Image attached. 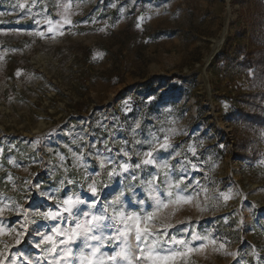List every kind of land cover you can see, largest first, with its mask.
<instances>
[{
    "label": "rangeland",
    "instance_id": "rangeland-1",
    "mask_svg": "<svg viewBox=\"0 0 264 264\" xmlns=\"http://www.w3.org/2000/svg\"><path fill=\"white\" fill-rule=\"evenodd\" d=\"M262 40L264 0H0L4 264H81L94 248L113 264L125 240L137 264L134 232L110 238L121 214L153 212L161 255L194 249L170 264H264V125L238 117L243 98L264 92V73L240 66ZM68 196L84 203L62 212ZM48 211L61 215H38ZM85 214L111 226L71 242L53 231Z\"/></svg>",
    "mask_w": 264,
    "mask_h": 264
},
{
    "label": "snow or ice",
    "instance_id": "snow-or-ice-1",
    "mask_svg": "<svg viewBox=\"0 0 264 264\" xmlns=\"http://www.w3.org/2000/svg\"><path fill=\"white\" fill-rule=\"evenodd\" d=\"M19 7L24 8L25 5L20 4ZM66 22L70 23V21H66ZM137 26L139 27V25ZM41 35H43V33H41ZM170 146L171 145L169 144L167 137L164 138L163 143L158 144L159 149H166ZM155 150L156 149L154 148L153 151ZM125 155H127V153H125ZM152 155H153L152 152L145 153L146 159H144L142 163L145 165L154 163L153 159L151 158ZM140 166H141L140 164H137L135 167L139 168ZM120 169L121 171H128L129 164L127 163L121 164ZM114 174H117L115 168H113L112 171L109 172V176H112ZM181 183H183L182 180L170 187H175L179 189ZM152 187H153V182L150 181L149 188L152 189ZM89 188L93 194L97 193L95 182L89 185ZM180 191H183V189H180ZM171 197H172V192L169 191L168 193L169 203L173 202L171 200ZM225 198L227 199V197ZM174 202L177 205L181 203H189L190 198L177 195V198ZM82 203H84V201H82L78 197L74 199L72 196H68L62 202V212L72 213L73 209ZM161 206L164 208H167L168 203H163L162 201L158 199L157 208ZM3 210H4L3 208H0V212H2ZM38 215L43 216L45 219H54L57 216L61 215V213L48 211V212L38 213ZM155 217H156L155 212L149 213L143 217L136 213H133L128 216H124L123 214H121L120 220L122 223L125 224L124 231L122 232L118 231L117 234L114 237H111L110 239L119 241L121 240V237H126L128 234L134 232L136 245L140 252V256L135 258L137 261V264H139V260L141 259H146L147 261L150 262V264H170V262L174 261L176 257L186 256L194 250L192 248H187L186 252H180V251H172L171 249H169L168 250L169 254L161 255L164 249L161 246V242L159 241V239H156V237H158L159 235V230L154 229L152 227V222L155 219ZM109 219L111 218L108 217L106 214L91 215L90 218L88 217V214H85L84 222L82 224L78 223L74 229L70 230V233L60 232L57 229H54L53 231L57 232L58 235H62V236L66 235L68 242L73 241L75 238L81 235H85L86 240L87 239H98V237H96L95 235L88 236L87 234L93 233L94 231H97V230L102 231L104 228L110 227L111 225H108L105 223V221ZM169 227H173V225H170V224L166 225V228H169ZM21 236H22L21 233H17V239H16L17 244L20 243ZM46 239L51 241L53 237L49 236V237H46ZM150 239L152 240V243L149 245L147 242ZM168 242L172 244H180L181 246H184L186 244V242L183 240H180V241L171 240ZM61 243H64V241H61ZM141 245H145V246L141 247ZM37 247H39V245H37ZM118 247H119V251H116L114 255L109 256L107 259L113 262V264H133V258H131L129 255L130 246L128 245L127 240L124 241L123 246L118 245ZM98 251H99L98 248H94L92 250V258L84 257L83 260L81 261V264H104L102 260L98 261L94 259ZM66 255H71V251L69 250V252L66 253ZM0 256H3V253H0ZM0 264H4V259H0Z\"/></svg>",
    "mask_w": 264,
    "mask_h": 264
},
{
    "label": "trees",
    "instance_id": "trees-1",
    "mask_svg": "<svg viewBox=\"0 0 264 264\" xmlns=\"http://www.w3.org/2000/svg\"><path fill=\"white\" fill-rule=\"evenodd\" d=\"M256 41V38H255ZM259 42L255 49H244L240 66L249 71L252 69L257 77L264 73V45ZM262 43V45H261ZM249 75V74H248ZM264 75V74H263ZM246 95H244L245 97ZM243 104L238 108V117L246 130L264 125V92H252L242 99ZM248 135L237 139V144L244 147Z\"/></svg>",
    "mask_w": 264,
    "mask_h": 264
},
{
    "label": "bare ground",
    "instance_id": "bare-ground-1",
    "mask_svg": "<svg viewBox=\"0 0 264 264\" xmlns=\"http://www.w3.org/2000/svg\"><path fill=\"white\" fill-rule=\"evenodd\" d=\"M220 44H222V39H221L220 42H219V45H220ZM217 45H218V44H217Z\"/></svg>",
    "mask_w": 264,
    "mask_h": 264
}]
</instances>
